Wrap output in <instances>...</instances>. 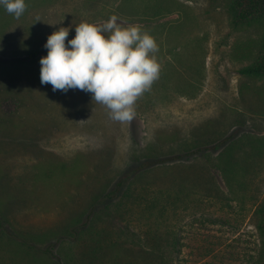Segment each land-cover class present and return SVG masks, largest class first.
I'll return each instance as SVG.
<instances>
[{
    "label": "rangeland",
    "instance_id": "obj_1",
    "mask_svg": "<svg viewBox=\"0 0 264 264\" xmlns=\"http://www.w3.org/2000/svg\"><path fill=\"white\" fill-rule=\"evenodd\" d=\"M25 2L18 18L0 6V264H58L53 255L67 264L254 261L264 200V77L239 70L259 58L264 30L235 28L230 0ZM112 15L142 26L159 45V78L125 122L113 121L91 93L53 91L40 81L52 32L69 28L67 45L77 24ZM228 137L226 145L243 147L228 180L214 166L212 182L199 179L204 156L195 169L160 167L117 185L153 144ZM253 148L261 156L247 159ZM70 230L80 231L77 239Z\"/></svg>",
    "mask_w": 264,
    "mask_h": 264
},
{
    "label": "clouds",
    "instance_id": "obj_2",
    "mask_svg": "<svg viewBox=\"0 0 264 264\" xmlns=\"http://www.w3.org/2000/svg\"><path fill=\"white\" fill-rule=\"evenodd\" d=\"M9 14L20 17L25 0H0ZM69 28L52 32L40 58L41 84L67 92L80 89L104 105L113 121H130L137 99L159 78L161 65L155 37L138 24L122 25L112 15L102 24L81 22L67 40Z\"/></svg>",
    "mask_w": 264,
    "mask_h": 264
},
{
    "label": "trees",
    "instance_id": "obj_3",
    "mask_svg": "<svg viewBox=\"0 0 264 264\" xmlns=\"http://www.w3.org/2000/svg\"><path fill=\"white\" fill-rule=\"evenodd\" d=\"M228 12L231 23L235 28H239L242 25L247 24L258 25L264 30V0H230ZM38 51H42V49ZM38 51H33L31 55L37 53ZM239 72L242 75H247L250 77H264V42L259 58L254 63L242 67ZM231 139L232 138L228 137L225 140H216L213 142L204 140V142L201 144L197 140H193L192 142H184L183 144L181 143L171 146L169 149H165L163 146L153 144L148 147L145 152L135 156V163L137 164L136 168L131 173L124 176V178L121 179L117 185L126 187V185L131 181L141 179L147 173L152 172L154 169L160 167L167 168L188 166L189 169H195L200 157L204 156L206 157V162L209 164H204V168L200 172L199 179L203 177L206 184L212 182L213 177L209 175V169L214 166L218 168L224 178L228 180L230 178L229 174L232 172L230 171L231 169L229 166L236 165L240 162L238 159L239 155H236V152H242L243 150V147L240 144L238 145L236 141H232L230 144L226 145V143ZM214 151H219L218 156L214 157ZM261 153V149L253 148L248 152L245 150V156L247 159L257 155L261 156ZM207 173L208 175L205 176ZM174 182L176 181L174 180ZM115 190L116 189L112 190V192L115 193ZM95 207L96 202L91 206L89 216L91 214L92 216L94 215ZM257 213L259 215L258 229L261 237V247L257 258L248 264H264V200L259 204ZM0 227H4V221L1 217ZM78 232L80 231L75 232V230H70L71 235L74 233L76 237L75 239H77L76 235H78ZM171 252L173 251H170V253ZM53 257L58 262V264H67L56 255H53Z\"/></svg>",
    "mask_w": 264,
    "mask_h": 264
}]
</instances>
